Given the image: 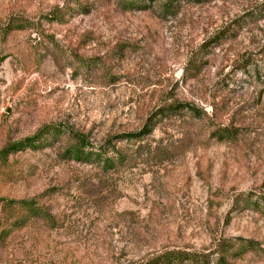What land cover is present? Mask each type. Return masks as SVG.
Here are the masks:
<instances>
[{
    "label": "rangeland",
    "instance_id": "1",
    "mask_svg": "<svg viewBox=\"0 0 264 264\" xmlns=\"http://www.w3.org/2000/svg\"><path fill=\"white\" fill-rule=\"evenodd\" d=\"M136 1L0 0V264H216L220 237L253 243L228 264H264V0ZM172 102L202 113L110 140ZM74 134L112 169L71 160Z\"/></svg>",
    "mask_w": 264,
    "mask_h": 264
},
{
    "label": "trees",
    "instance_id": "2",
    "mask_svg": "<svg viewBox=\"0 0 264 264\" xmlns=\"http://www.w3.org/2000/svg\"><path fill=\"white\" fill-rule=\"evenodd\" d=\"M160 10L164 14H173L172 11L175 8L176 0H161L160 1ZM139 1L136 0H118V4L122 5L126 9H132L135 7H138ZM57 9V8H55ZM58 10H54V12L51 13V17H57ZM254 15H258V11L251 12ZM258 17H261L259 15ZM14 22L8 24L5 26V29H3V33H9L10 31L20 29L17 28V26H14ZM222 32H217L214 37L217 39H214L215 41H218L219 35H221ZM212 37V38H214ZM182 109H188L189 111L195 113L198 115V113H202L200 110L196 109L195 107H192L188 104H182V103H168L163 104L156 108L154 113L149 115L144 122L143 126L136 132H128V133H121L115 136H112L110 138L111 141H138L142 139L143 137L149 135L155 126V123L157 119H160L162 117H167L169 115H173L177 113L179 110ZM216 133H213L212 135L216 137V140L218 141H231L234 138V133L229 127H222L216 129ZM43 133L46 135L55 136V128L53 127H45L41 133L36 135L32 138H26L24 140L18 141L14 144H12L8 149L2 150V154L5 156L8 151H17L23 148L33 147L36 148L40 144L42 145V141L44 140ZM73 143L67 147L66 154L68 157L81 164H95L101 168L103 171H107L109 169H112V167L115 165V160L112 157H105L103 151H93L90 150L91 146H88L87 142L85 141L82 136L79 134L73 135ZM45 141V140H44ZM115 154H117V150L112 149ZM4 201L0 199V213L4 210ZM9 204H17L22 208H25L29 211H36L37 208L33 206L34 202H24V201H18V202H8ZM6 207V206H5ZM1 226V223H0ZM5 237V233L3 230L0 229V246L3 244ZM236 241L238 240H232V239H225V238H218L216 241H214L213 244V251L212 254H216L215 262L216 264H228V261L230 259H233L235 257L240 256L241 254L245 253L248 250H251L253 247V243L250 241H244L240 244L236 245ZM190 254H187L182 251H162L158 254L152 255L151 257L144 258L140 262H132L130 264H178L182 263L183 261L189 260ZM202 264H208V262L204 261V258L201 260Z\"/></svg>",
    "mask_w": 264,
    "mask_h": 264
}]
</instances>
